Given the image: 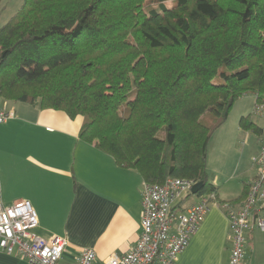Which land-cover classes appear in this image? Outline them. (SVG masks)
<instances>
[{
  "label": "trees",
  "instance_id": "obj_1",
  "mask_svg": "<svg viewBox=\"0 0 264 264\" xmlns=\"http://www.w3.org/2000/svg\"><path fill=\"white\" fill-rule=\"evenodd\" d=\"M147 1L24 0L0 27V99L82 117L81 140L144 183L217 195L213 135L239 99L264 105V0Z\"/></svg>",
  "mask_w": 264,
  "mask_h": 264
},
{
  "label": "crops",
  "instance_id": "obj_2",
  "mask_svg": "<svg viewBox=\"0 0 264 264\" xmlns=\"http://www.w3.org/2000/svg\"><path fill=\"white\" fill-rule=\"evenodd\" d=\"M0 106L15 113L0 124L1 202L10 206L30 201L39 222L36 233L45 239H68L58 264H75L83 249L96 252L94 264L127 254L141 234L144 181L140 174L121 168L111 156L81 140L82 117L72 120L62 111L1 99ZM263 141L264 132L260 146ZM223 160L212 179L207 167L209 178L218 188L219 201L236 202L256 180L259 168L244 169L238 179L232 178L233 168H227ZM258 214L264 219V208ZM229 236L226 212L213 207L175 264H230ZM247 248L244 264H264V231H251ZM0 264L30 263L0 249Z\"/></svg>",
  "mask_w": 264,
  "mask_h": 264
},
{
  "label": "built area",
  "instance_id": "obj_3",
  "mask_svg": "<svg viewBox=\"0 0 264 264\" xmlns=\"http://www.w3.org/2000/svg\"><path fill=\"white\" fill-rule=\"evenodd\" d=\"M255 113L264 115V105H256ZM14 117V111L0 106V124ZM253 162L259 174L239 207L221 203L215 193L193 194L197 183L191 180L170 178L163 185L144 183L140 237L127 254L110 256L104 264H175L213 207L224 210L230 223V264H244L249 254L250 232L256 228L264 231V219L258 214L264 208V141ZM194 197L196 202L191 201ZM182 201L185 203L177 208ZM38 225L37 213L30 201L5 206L0 200V249L30 264H58L67 250L68 239L42 238L36 233ZM96 260L93 249H83L76 256L75 264H94Z\"/></svg>",
  "mask_w": 264,
  "mask_h": 264
},
{
  "label": "rangeland",
  "instance_id": "obj_4",
  "mask_svg": "<svg viewBox=\"0 0 264 264\" xmlns=\"http://www.w3.org/2000/svg\"><path fill=\"white\" fill-rule=\"evenodd\" d=\"M176 1L166 0V5L171 8ZM158 2V0H148L145 5L155 6ZM23 4L24 0H2L0 2V27L8 22L21 9ZM255 104L256 98L251 94L239 99L235 103L227 122L213 135L209 144L207 162L211 179L215 177L213 170L216 166L220 167L219 164H223V158H225L227 168H233L232 178L236 177L238 179L244 169L255 168L258 170L253 158L259 156L260 138L252 131H243L239 125L242 117L251 115L254 124L264 130V115L255 113ZM219 141H221V144L227 141L228 144L220 145V143H217ZM235 183L236 180L231 184V187L235 186Z\"/></svg>",
  "mask_w": 264,
  "mask_h": 264
},
{
  "label": "water",
  "instance_id": "obj_5",
  "mask_svg": "<svg viewBox=\"0 0 264 264\" xmlns=\"http://www.w3.org/2000/svg\"><path fill=\"white\" fill-rule=\"evenodd\" d=\"M204 187V183L203 182H200V183H197L194 188H193V194H198Z\"/></svg>",
  "mask_w": 264,
  "mask_h": 264
}]
</instances>
